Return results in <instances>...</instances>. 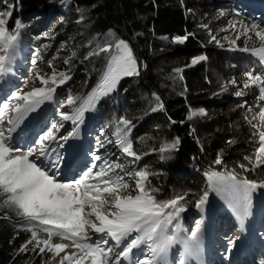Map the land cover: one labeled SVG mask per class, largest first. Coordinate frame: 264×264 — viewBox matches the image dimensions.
<instances>
[{"label": "snow or ice", "instance_id": "1", "mask_svg": "<svg viewBox=\"0 0 264 264\" xmlns=\"http://www.w3.org/2000/svg\"><path fill=\"white\" fill-rule=\"evenodd\" d=\"M63 3L64 0H61ZM11 15V11L6 13L8 18ZM84 19L81 15L77 23ZM6 25L5 16L0 15V94L5 96L0 103V198H4V204L14 208L16 215L22 218L24 223L21 226L31 230L30 237L14 249L17 255L32 252L40 256L48 252L59 256L64 252L59 264H169L170 249L180 245L182 259L179 264H186V258L199 255L204 233L200 222H196L191 229L184 227L181 213L185 212V205L192 197H195V207L203 210L208 204L209 189L228 193L226 202L241 221L243 230L244 221L252 215V193L264 189V179L257 180L251 175H258V169L264 170V104L258 105V122H254L257 121L256 115L251 119L245 117L253 130L255 148L254 157H244L248 163H241L240 171L227 170L223 156H217L213 163L224 167L225 171L211 168L206 171L208 185L202 194H179L168 200H158L154 194L159 189L146 187L150 173L126 168V165L139 162L142 155H147L138 154L133 149L130 134L135 124L130 119H118L114 141L103 129L100 130L96 137L97 150H89L91 160L85 159L78 148L65 156L68 151L66 145L79 141L82 126H87L85 114L96 111L102 98L116 93L123 78L139 77L141 69H147V64L138 60L129 43L124 39L93 37L84 60L105 54L106 64L101 79L90 92L80 96L69 94L61 103L63 86L71 79V65L77 52L73 51L70 58L64 61L67 70L58 71L52 66L55 57L48 60L50 73L38 63L44 57L34 53L32 75L17 86L12 78L17 74L15 68L21 50L23 24L17 20L15 30H9ZM201 28L207 30L208 44L214 42L223 49L224 40L228 42L230 51L250 53L258 60L260 71H246L242 88L233 78L222 83L220 91L228 92L229 85L237 86L234 95L243 97L245 89L255 86L259 91L258 100L264 101V27L255 22L229 21L227 28L220 31L230 35L220 39L207 24H202ZM253 34L259 41V47L249 48L248 42L253 39ZM190 36L195 37V33L177 36L174 42L184 44ZM241 37L244 38L243 47L237 45ZM207 60V55H196L186 67ZM174 72L183 79L180 75L182 69L177 68ZM29 81L34 86L29 88ZM184 91H187L186 86ZM155 101L150 111L163 110L164 104L159 96H155ZM50 105L55 107L60 117L51 123L46 117V108ZM248 111L252 109L248 108ZM89 118L90 115L87 120ZM188 119H192L191 113ZM169 120L176 123L171 117ZM69 121L70 130L66 126ZM37 128L39 131H36ZM192 131L195 132V129ZM234 142L228 141L229 144ZM180 143V138L176 137L171 143L162 145L158 149L161 153L159 159H172V150L177 149ZM108 145H114L131 159H125V163L113 160L112 156L116 154L110 152ZM100 149H103L102 154ZM200 150L204 151L203 145ZM165 152L168 154L164 155ZM117 169L120 171L117 172ZM125 176L135 180V194L127 193L129 183ZM0 218L9 219L8 216ZM37 228L47 232L48 238L40 239L35 231ZM89 232L95 239L89 237ZM53 236L70 240L75 251L67 252L69 246L63 243L54 244ZM225 239V253H229L238 246L241 236L234 234ZM141 246L146 247L149 254L143 259H134V249L141 250ZM113 249L116 251L113 252Z\"/></svg>", "mask_w": 264, "mask_h": 264}, {"label": "trees", "instance_id": "2", "mask_svg": "<svg viewBox=\"0 0 264 264\" xmlns=\"http://www.w3.org/2000/svg\"><path fill=\"white\" fill-rule=\"evenodd\" d=\"M81 9L83 11H79ZM0 10H4L2 15L9 30H15V22L21 21V39L40 47L44 57L42 65L38 61L41 68L48 70L44 65L53 57V63H58L66 54L77 52L71 65V79L63 86V98L69 94H86L96 88L101 79L105 54L84 60L93 37L124 39L138 60L147 64V69L142 68L139 77L122 79L118 91L105 97L95 112L100 115L102 126L106 125L108 134H105L109 138L119 118L133 121L135 127L130 134L133 149L138 154L147 155H142L139 162L126 165V168L150 173L146 187L159 189L154 194L158 200H168L179 194H202L208 185L205 172L210 168L225 171L224 167L213 163L217 156H223L229 171H240L239 165L248 163L244 157H254L253 130L248 119L256 115L257 121L254 122H258V105L264 104L258 100V88L252 86L244 90L243 97H236L237 87L229 85L228 92H221L220 85L235 78L238 87L242 88L246 71H260L258 60L250 53L230 51L228 44L223 49L214 43L208 44L207 30L201 28L202 24H210V28L215 20L208 23L206 19L217 12L229 13L234 19L243 21L253 17L254 13L237 0H64L63 5L61 0H0ZM9 11L11 18L6 16ZM81 15L85 19L77 23ZM188 33H195V37L190 36L184 44L171 40ZM237 45L244 46L243 38L237 41ZM248 47H259L258 40H250ZM62 49H66L65 54ZM196 55H207L208 63L186 67ZM216 67H219L220 74L214 73ZM60 68L66 69L65 66ZM177 68L182 69L180 75L183 79L174 72ZM153 94L160 97L163 110L150 111L156 103ZM190 113L191 120L188 119ZM169 117L176 123H171ZM176 137L181 143L172 150L173 158L160 160L158 149ZM230 140L235 142L229 144ZM201 145L204 151L200 150ZM153 148L157 151H152ZM125 159L131 158L119 152L113 160L125 163ZM257 172L258 175L251 174L252 178L264 179V170L258 169ZM124 179L129 183L127 193L135 194V180L128 176ZM212 197L209 189L208 203ZM194 199L189 200L185 212L181 213V220L187 226L199 220ZM4 216L9 219L0 218V264H39L42 258L58 257L48 252L40 256L32 252L17 255L14 249L30 237L31 230L21 226L24 223L22 218L16 215L14 208L4 204V198H0V217ZM231 226L232 234L236 235L235 226ZM35 231L38 236L47 234L41 228Z\"/></svg>", "mask_w": 264, "mask_h": 264}, {"label": "rangeland", "instance_id": "3", "mask_svg": "<svg viewBox=\"0 0 264 264\" xmlns=\"http://www.w3.org/2000/svg\"><path fill=\"white\" fill-rule=\"evenodd\" d=\"M245 3H244V2ZM242 1V3H241V1H238V3H240V4H242V6L243 7H245L246 9H248L249 11H252V12H254V14L252 15L253 17H248V18H246V21L245 22H247V23H251V22H255V23H257V24H260L262 27H264V10H261V11H256V9H255V6L256 7H258V8H261L260 7V5L261 4H263L264 5V0H261L260 2H255V3H253V2H251V1H246V0H243ZM252 1H254V0H252ZM228 11V10H227ZM3 12H4V10H0V15H2L3 14ZM218 13V12H217ZM217 13H214V14H212L211 16H212V18H208V19H206V21L208 22V23H210V21H212V20H215V22H214V24H212V26L210 27L211 29H212V31H213V34L214 35H216L217 36V38L218 39H220V38H222L223 36H225V35H230V33L229 32H221L220 31V29L221 28H227V26H228V22L229 21H236V20H240V19H234V17H232L231 15H229V13L228 14H225V12H221V13H219V14H217ZM206 18V17H205ZM208 25H210V24H208ZM56 29V28H55ZM54 29V30H55ZM58 36L60 37V36H62L63 37V35L61 34V33H58ZM74 37H75V35L74 36H72V38L74 39ZM175 37H177V36H175ZM174 37V38H175ZM174 38L173 39H171L173 42H174ZM243 37H241V39H242ZM253 38H255L254 37V34H253ZM64 39V38H63ZM243 40H244V38H243ZM259 42V41H258ZM63 43V42H62ZM175 43V42H174ZM214 43V42H213ZM222 43H224V44H228V42L227 41H224V40H222ZM64 44V43H63ZM215 44V43H214ZM68 47H70V45H68ZM39 48L40 47H35V46H33L31 43H30V41L29 40H23V42L21 43V50H20V53H19V55L21 56V54L23 55V58H24V60H22L21 61V64H20V66H19V68L16 70V73H17V76L15 77L16 78V80L19 82L18 84L19 85H21V84H23V82H24V78H26V77H29V76H31L32 75V65H31V60H32V58H33V54L34 53H38L39 55H40V53H41V55H42V51H40L39 50ZM38 50V51H37ZM62 52L65 54L66 53V49H62ZM70 56H71V54H66L64 57H62V60L61 61H59L58 63H53L52 64V66L55 68V69H57L58 71H60V70H66V69H63V68H60V66H65L64 65V61L66 60V59H69L70 58ZM208 61V60H207ZM206 62V61H205ZM206 63H208V62H206ZM212 62H210L209 64H211ZM40 64L42 65L43 64V62L41 61L40 62ZM44 66H47L48 67V63L46 64V65H44ZM66 67V66H65ZM46 71H48L49 73L51 72V69H49L48 68V70H46ZM214 73H218V74H220V69H219V67H216L215 68V70H214ZM126 78H130V77H126ZM126 78H123V79H126ZM15 84V83H14ZM19 85H17V86H19ZM29 88L30 87H32V86H34L33 85V83H32V81H29ZM237 86H238V84H237ZM237 86H235V87H237ZM5 98V96L4 95H2L1 96V98H0V103H2V101H3V99ZM66 99V97H64L63 99H62V101L64 102V100ZM103 99L104 98H102L101 99V101L100 102H102L103 101ZM63 102H61V103H63ZM100 104V103H99ZM51 107H52V110H51V112L46 116L47 117V119H48V121H49V123H51V122H54V121H57V120H59L60 119V117H59V114L56 112V110H55V107L54 106H52V105H50ZM47 110H50V107H47L46 108V111ZM61 110H65V109H61ZM92 112H89V113H86V125L88 124V122H89V120L91 119V118H93L94 117V123H93V125L91 124V138L95 141V146L93 147V150L94 151H96L97 150V148H98V145L96 144V137L99 135V133H100V130L101 129H103V132L104 133H107L108 134V131H107V129H105V127H106V125L105 126H102V119H100V115L99 114H96L97 112H93L92 113V115L90 116V118H89V120H87V117L91 114ZM66 126H69V129H70V121L69 122H66ZM85 126H82V139H81V144L83 145V140H84V133H85ZM116 131V129L113 131V133ZM115 136L112 134L111 136H110V139H112L113 141L115 140ZM75 143V142H74ZM73 146H75V145H73ZM108 148H109V150H110V152H112V153H115L116 155H113L112 156V159H115L117 156H118V154H119V152H120V150L118 149V148H116V147H114V145H108ZM70 150H73L72 148L70 149ZM100 152H101V154L103 153V149H100ZM67 153V152H66ZM121 153V152H120ZM260 190V192H261V194L262 195H264V192H263V189H257V190H255L252 194H255L256 195V193H257V191H259ZM212 191V193H213V196L214 197H216V195H222L220 198H219V200L221 201V202H223V203H227L226 202V200H227V198H228V193H226V192H221V193H217L216 191H214V190H211ZM109 200H111V198H109ZM213 204L215 205L216 204V201H214L213 200ZM264 203L262 202V205H263ZM217 205V204H216ZM219 205H220V207L222 206L221 205V203H219ZM227 205H228V203H227ZM229 207V206H228ZM214 209H217L218 207H213ZM230 208V207H229ZM231 209V208H230ZM86 211H88V209H86ZM105 211H106V209H105ZM200 212H201V210H200ZM214 212L215 213H219V212H217L216 210H214ZM208 213V212H207ZM216 216H218V217H220V216H224V215H216ZM214 220H216L215 218H214ZM221 219L220 218H217V222H219ZM189 221V220H188ZM181 222H183L182 220H181ZM196 222H200L201 224H202V226H203V228H204V224H205V222H204V220L203 219H200V220H198V221H194V222H191L190 224H189V226H187V224H185L184 222H183V224H184V226H187L186 228H188V229H191V228H193L194 226H195V223ZM209 223L210 222H208V224H207V228H206V230H208V231H211V233L212 234H216V231L214 230V228H212L211 226H209ZM222 225V223H219L218 224V226H221ZM260 227H263V228H261L260 229ZM212 228V229H211ZM205 230V231H206ZM262 231V232H261ZM250 232H251V234H250V243H249V245H248V247H246V246H244L243 248H244V250H245V254H246V256H250L252 253H251V251H252V248L253 247H255V245L257 244V243H259V240L257 239V237H258V234L259 233H264V224H262V223H260V224H258V226L257 227H253V228H251L250 227ZM89 237L91 238V239H95V237L92 235V233L91 232H89ZM39 238L40 239H47L48 238V235H46V234H40V236H39ZM52 242L54 243V244H57V243H63V244H65V245H68L69 247L67 248V252H72V251H75V249L73 248V247H71V241L70 240H67V239H63V238H61V237H59V236H53L52 237ZM222 242H224V241H222ZM254 244H253V243ZM227 243V242H226ZM241 244V243H240ZM258 245V244H257ZM238 247H239V245H238ZM241 247V246H240ZM237 248V247H236ZM113 252H115L114 250H113ZM172 253V252H171ZM251 253V254H250ZM65 253L63 252L62 253V255H61V257L64 255ZM144 256L145 255H143V258H144ZM180 256H181V254L179 255V257L178 258H180ZM61 257L59 258H56V259H50V260H45L44 258H42L41 259V261H40V263L39 264H59V261H60V259H61ZM143 258H141V259H143ZM186 259H188V262H190L191 261V259H190V257H188V258H186ZM179 261V259H176V264H177V262ZM24 264H35V263H32V262H26V263H24Z\"/></svg>", "mask_w": 264, "mask_h": 264}, {"label": "bare ground", "instance_id": "4", "mask_svg": "<svg viewBox=\"0 0 264 264\" xmlns=\"http://www.w3.org/2000/svg\"><path fill=\"white\" fill-rule=\"evenodd\" d=\"M260 7L264 9V5H263V4H261ZM81 139H82V133H81V138H80V140H79V141H76V142L74 143L75 146H73L72 149L74 150V149H77V148H78V150L80 151V153H81V155H82V154H83V153H82L83 145L81 144ZM73 150H70V154L72 153ZM262 196H264V195H262ZM251 200H252V205H251V212H252V215H251L246 221H244V224H243V232L250 231V227L253 228L254 224L256 223V222H252V220H253L254 218L260 216V215H257V214L254 213V212L256 211V209H257V206H256V195H255V194H252ZM221 205L224 206V207H227V208H228L227 203H223V202H221ZM219 207H220V205H219ZM219 207H218L217 209H215V210H216L217 212L220 213V209H219ZM229 210H231V209H229ZM261 211H262V210H261ZM262 213H263V215H264V212H263V211H262ZM236 220H237V221H236V224L239 223L240 228H241V221H240L237 217H236ZM263 223H264V221H263ZM183 225H184V224H183ZM235 227L238 228V225L235 226ZM211 229H212V228H211ZM205 230H206V229H205ZM261 232H262V231H261ZM257 239H258V237H257ZM263 242H264V240H263ZM263 242H260V243H257V244H258V245H260V244L262 245V244H264ZM203 247H204V248L206 249V251L208 252V251H209V248H210V244H209V242H208V241H204L203 244H202L201 251H200V253H199V255H198V256H199L200 264H203L201 258L207 253V252H205V253L202 252ZM262 248L264 249V245L262 246ZM170 252H171V251H169V253H170ZM250 254H251V253H250ZM202 255H203V256H202ZM187 260H188V259H187Z\"/></svg>", "mask_w": 264, "mask_h": 264}, {"label": "clouds", "instance_id": "5", "mask_svg": "<svg viewBox=\"0 0 264 264\" xmlns=\"http://www.w3.org/2000/svg\"><path fill=\"white\" fill-rule=\"evenodd\" d=\"M247 1H249V0H247ZM256 1H261V0H256ZM197 215H198V217H199V220L201 219L200 218V215H199V212L197 211ZM182 224H183V222H182ZM184 226V225H183ZM189 226V225H188ZM184 227H187V226H184ZM248 233H251L250 231L248 232ZM47 235V234H46ZM234 235V234H233ZM236 235H238V231H237V234ZM40 236V235H39ZM63 253V252H62ZM62 253L60 254V256H58L59 258L61 257V255H62ZM57 257V258H58ZM53 259H56V258H53ZM174 260H176L177 259V256H175L174 258H173ZM169 261V260H168ZM171 262H173V261H171ZM169 263H170V261H169Z\"/></svg>", "mask_w": 264, "mask_h": 264}]
</instances>
